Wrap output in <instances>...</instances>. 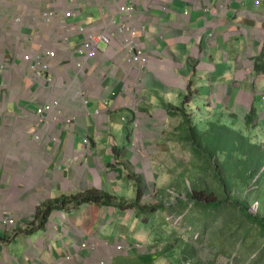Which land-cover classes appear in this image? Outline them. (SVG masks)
Returning <instances> with one entry per match:
<instances>
[{
    "label": "crops",
    "instance_id": "crops-1",
    "mask_svg": "<svg viewBox=\"0 0 264 264\" xmlns=\"http://www.w3.org/2000/svg\"><path fill=\"white\" fill-rule=\"evenodd\" d=\"M124 25L140 32L133 43L150 56L147 66L131 64ZM81 27L111 34L112 45L82 55ZM262 39L264 0H0V264L181 262L163 246L164 210L143 212L165 208L148 197L166 187L158 162L179 143L174 112L196 94L224 95L217 110L244 107L237 86L223 81L261 77L253 64ZM26 57L46 59L43 83ZM212 74L218 80L208 84ZM88 193L111 200L74 202Z\"/></svg>",
    "mask_w": 264,
    "mask_h": 264
},
{
    "label": "rangeland",
    "instance_id": "rangeland-1",
    "mask_svg": "<svg viewBox=\"0 0 264 264\" xmlns=\"http://www.w3.org/2000/svg\"><path fill=\"white\" fill-rule=\"evenodd\" d=\"M262 43H264V39H262ZM248 65L252 64L246 60L241 66L242 70H245ZM217 80V74H212L211 77L208 75V84L211 83V81ZM248 81L244 79L224 80L223 85L233 84L237 86L238 90H236L234 94L244 107L239 108L237 103H232L231 101L230 103H226L227 108L231 110H218L217 112L226 113L225 116L236 112L240 115L241 119H245V115L249 113L252 105L250 100L253 99L257 102L255 104L259 115L257 124L260 127L254 131L253 136L255 140L264 141V104L262 100L264 98V74L261 77L255 76V78ZM239 89H241L240 96L236 94ZM197 95L199 94L194 95V97H197ZM242 95H250V100L247 99L245 101L242 99ZM224 97L225 96L221 94H210V107H212V109H210L209 106L204 108L203 106L205 105L201 103L199 105L201 107L200 113L204 114L203 116L208 119V116L214 114L213 108L221 107V102L223 106H225L224 104L226 101H224ZM197 100L198 102H202L201 98ZM192 102L191 99L190 103ZM197 110L196 107L187 108L188 116L191 115L190 118L194 119L196 117L194 116L195 114L199 115ZM195 119L197 120V118ZM228 119L229 117L227 120ZM183 120L186 121L187 119L179 118L178 121H180V126ZM200 123L202 128L201 131H206L207 125L205 120L200 121ZM235 125H237V128L241 131L244 130L245 133H250L242 121L238 120L235 122ZM188 136L189 133L185 129L182 132L179 131L178 136H175L174 132L172 134L173 139L179 141L182 140L183 137ZM193 162H196V160L193 148L190 145L182 141L181 143H176V145L171 144L168 152H166L158 162V165L162 166L160 173L163 174L162 177L166 184L164 193H153L148 197L151 203L158 201L155 204L157 206L165 204V208L161 209H164L162 221H165L166 227L160 220L161 224L164 226L160 228V230L165 233L163 246L169 245L174 248L178 259L181 260V262H179L177 258L172 260V257L175 256L171 255L170 258L165 261L174 264H178V262L179 264H264V236L260 235L258 227L248 221L247 217H245L239 209L233 206H224L217 214L208 216V211H206V213L202 211L201 208L189 198V181L195 180V177H193L195 174ZM200 175L203 176L204 174L200 173ZM206 177L207 175H204V178ZM179 183L180 186L178 185ZM172 184H174V186ZM154 197L159 198L154 199ZM180 201L185 202L181 203ZM151 208L158 209L156 206H151ZM252 211L257 212L256 205L252 207ZM155 212L158 213L159 210ZM170 220L173 221L170 223L168 222ZM173 222L176 223L175 227L170 225ZM193 249L196 251L195 256L191 254L194 257L188 258L189 262H185L183 252L191 253Z\"/></svg>",
    "mask_w": 264,
    "mask_h": 264
},
{
    "label": "trees",
    "instance_id": "trees-1",
    "mask_svg": "<svg viewBox=\"0 0 264 264\" xmlns=\"http://www.w3.org/2000/svg\"><path fill=\"white\" fill-rule=\"evenodd\" d=\"M259 60L261 64L260 61H256L255 70L264 73V48ZM190 101L191 98L187 97L183 106L177 107V111L174 112L175 116L187 119L182 121L181 130H187L189 136L183 137L182 142L193 148L196 160L193 162L195 180L189 181V198L202 211L205 213L208 211V216L217 214L224 206L239 209L248 221L258 227L260 235L264 236V141L255 140L253 136L254 131L260 128L257 124L259 121L257 111L252 109L245 115V119H241L236 112L225 116L226 113L215 110L207 119L198 109L199 115H194L196 120L187 114ZM192 101H196L193 96ZM203 120L207 125L204 132L201 131L200 123ZM238 120L243 122L250 133L237 128L235 122ZM200 173L207 177L204 178ZM105 200L110 201L111 198L103 197L102 193L99 195L88 193L77 197L74 202L78 206L91 203L105 205ZM254 205L257 207V212L252 211ZM51 208H54V205ZM156 210L161 212L164 209L147 208L143 212L155 215ZM53 212L54 210L50 209L46 214L50 216ZM195 253L194 249L191 253L183 252L185 262H189L188 258L194 257Z\"/></svg>",
    "mask_w": 264,
    "mask_h": 264
},
{
    "label": "built area",
    "instance_id": "built-area-1",
    "mask_svg": "<svg viewBox=\"0 0 264 264\" xmlns=\"http://www.w3.org/2000/svg\"><path fill=\"white\" fill-rule=\"evenodd\" d=\"M124 7L121 8V11L125 13V15L133 17L132 10L135 9L133 6L123 5ZM185 15H188L186 12ZM46 19L51 22L53 21L55 17L54 12H47L45 14ZM74 17V12L70 11L66 14V18L72 19ZM125 26V25H124ZM120 28V32L125 34V43L127 45V48L129 52L132 54L131 58V64H138L142 66H147L150 62V56L140 48L139 44H134V40H139L140 38V32L130 26H125V28ZM80 33L82 35L86 36L85 43L83 47L79 50L82 55L87 56L88 58H95L97 56V53L99 52V46L101 44H107L112 45L113 37L111 34H104V35H95V34H89L88 30L85 27L80 28ZM49 59H53L56 57L55 53H48L47 56ZM26 63L30 66L29 69L31 73L34 75V80L37 82H44L46 79V76L50 73V67L47 64V61L44 57H39L35 60V62L32 61L31 57H26ZM82 68V67H81ZM54 110V107H48L42 111H40V114H44L45 112H52ZM87 145H90V142H86ZM173 220H170L168 222H172ZM175 222V221H174ZM172 223L171 225L175 227L176 223ZM178 223V222H177ZM7 224H13V227L16 229L17 224L14 219L8 220L5 225ZM105 264V263H101Z\"/></svg>",
    "mask_w": 264,
    "mask_h": 264
},
{
    "label": "clouds",
    "instance_id": "clouds-1",
    "mask_svg": "<svg viewBox=\"0 0 264 264\" xmlns=\"http://www.w3.org/2000/svg\"><path fill=\"white\" fill-rule=\"evenodd\" d=\"M261 2H262V0H255V5L256 6H260L261 5ZM188 13V12H187ZM264 44V43H263ZM263 48H264V46H263ZM262 54H263V49H262V52H261V54H260V56L256 59V61L257 60H259L261 57H262ZM255 61V62H256ZM255 62H254V72H256V70H255ZM256 74H258V75H260V76H262L264 73H258V72H256ZM47 77V76H46ZM46 80V79H45ZM44 80V81H45ZM187 97H190L191 99H192V96H185V100H186V98ZM194 97V96H193ZM198 98H201L202 99V104H204V105H208L209 107H210V95H208V102L207 101H205V97H202V96H200V95H197V97H194V99H196V101H194V102H192V103H198ZM184 100V101H185ZM263 100V104H264V98L262 99ZM251 102V101H250ZM183 106V105H182ZM182 106H180V107H178V108H181ZM214 106V105H213ZM189 107V106H188ZM204 107V106H203ZM196 108L197 109H201V107L200 106H196ZM210 109H212V107H210ZM252 109H255L256 111H257V113H258V110H257V108L255 107V103H253V101H252V105H251V107H250V110H249V112L252 110ZM215 110H217L216 108H213V111H215ZM228 110H231V109H225V110H222V111H228ZM50 112V111H49ZM45 113H48V112H45ZM264 114V113H263ZM261 115V114H260ZM175 116V115H174ZM181 118V117H180ZM181 125H182V123H181ZM181 127V126H180ZM178 128L177 130H176V132H179V131H181L182 132V130H181V128ZM181 141L182 140H180L179 141V143H181ZM171 225V224H170ZM173 227V226H172Z\"/></svg>",
    "mask_w": 264,
    "mask_h": 264
},
{
    "label": "bare ground",
    "instance_id": "bare-ground-1",
    "mask_svg": "<svg viewBox=\"0 0 264 264\" xmlns=\"http://www.w3.org/2000/svg\"><path fill=\"white\" fill-rule=\"evenodd\" d=\"M12 232L15 231V228L13 227V224H10Z\"/></svg>",
    "mask_w": 264,
    "mask_h": 264
}]
</instances>
